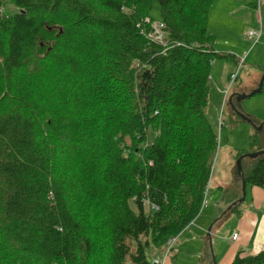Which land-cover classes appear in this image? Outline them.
<instances>
[{
    "label": "trees",
    "instance_id": "obj_1",
    "mask_svg": "<svg viewBox=\"0 0 264 264\" xmlns=\"http://www.w3.org/2000/svg\"><path fill=\"white\" fill-rule=\"evenodd\" d=\"M214 1L0 0V264H152L199 216L210 70L237 63L213 48ZM239 175L264 192V154ZM231 264H264V248Z\"/></svg>",
    "mask_w": 264,
    "mask_h": 264
},
{
    "label": "rangeland",
    "instance_id": "obj_2",
    "mask_svg": "<svg viewBox=\"0 0 264 264\" xmlns=\"http://www.w3.org/2000/svg\"><path fill=\"white\" fill-rule=\"evenodd\" d=\"M262 1L260 0V2ZM248 11L249 12H247L244 16V19L248 20V22H245L246 26H248L245 29L246 31L251 27L255 28L256 25H254V23L257 22L256 12L253 9H249ZM4 12L6 14H12L16 12V8L12 5H8L5 7ZM151 17L154 20V23H152L153 30L155 29L158 33L161 32L162 27L160 26L159 8L155 2L153 3V8L151 10ZM262 19H264V13ZM146 22H148V19ZM222 30L225 32L224 29ZM245 34L246 33H241L240 39L242 37V40L250 43L251 45V42L245 38ZM216 44L217 43H215V45ZM217 49L214 47L216 52L218 51ZM248 56L245 61H239L238 63L228 62L225 60H214L210 70L211 82L206 116L209 123L213 126L217 133V149L214 155L210 179L206 189V204L200 214L202 213L201 215L204 217L208 211H212V216H216V220L219 219V222L221 221L217 224L215 230L217 231V227H219V233L222 236L227 230L231 233L232 227L239 215L241 217V215L243 216V214L246 213V217H248L249 215L257 214L264 218V193L263 199L257 204L251 203L248 196L246 200L244 198V200L239 202L238 208L240 214L230 211V206L242 198V194L239 193L241 181L240 183L238 182L240 179L238 160L241 156L235 159L236 155L240 151H247L249 149L250 136L254 133L259 134V143L261 146H264V34L260 40V44L254 47L252 56H250V58ZM231 73L236 74V79L229 89L225 102L223 101L224 96L222 90L227 89L229 85V75ZM261 80L262 86L260 92L254 94L250 98L238 99L239 96H246L254 91L258 87ZM232 96L237 97L233 101V104L232 101H230ZM234 104L236 108L234 107ZM229 107L231 110L241 113L251 122L242 120L237 127L232 128L229 126L227 122V116L229 118L231 117ZM219 117L222 127L218 125ZM246 154L248 153H244L242 155ZM244 159L245 158H243L242 161ZM228 212H230V214L224 217ZM203 222H207V218H204ZM212 223L208 225L207 232L208 229L211 228ZM191 225L192 224L189 225L190 227L188 228V231L192 229ZM191 231L193 232V230ZM181 243H183L182 240ZM180 244L176 242L173 246V252L181 250L179 255L180 259L177 260L176 264H180V261H182L181 264H201L198 262L193 263L195 260L192 256H197V249L190 244ZM235 244L236 243H234V245ZM190 247L192 249H190ZM171 253L167 258L168 264H174V257L176 256V253L172 255ZM158 254L159 253L149 251V259L152 261L154 258L162 256V254L160 256ZM202 257L203 256L199 259L200 262H202Z\"/></svg>",
    "mask_w": 264,
    "mask_h": 264
},
{
    "label": "crops",
    "instance_id": "obj_3",
    "mask_svg": "<svg viewBox=\"0 0 264 264\" xmlns=\"http://www.w3.org/2000/svg\"><path fill=\"white\" fill-rule=\"evenodd\" d=\"M256 1L215 0L209 11L208 30L209 33L215 37L213 48H218L217 52L220 51L233 55L237 63L241 60L245 61L248 54L249 58L252 56L254 47L260 44V40L264 34V19H262L264 13V0H261L262 2H260V5H258V2L256 3ZM255 5L259 8H256ZM249 9H253L256 12L257 22L254 23V25H256L255 28L251 27L246 31L245 29L248 26H246L245 22H248V20L244 19V16L249 12ZM259 26L261 27V35L258 42L253 44V42L247 37V33L256 28L258 29ZM222 29H224L225 32H223ZM241 33H246L245 38L251 42V45L242 40V37L240 39ZM215 43L217 44L215 45ZM230 75H232V73ZM223 91L224 90H222V93ZM240 181L241 177L238 182L240 183ZM239 193H241V187ZM263 193L264 192L259 188L246 186L245 200L248 196L251 203L257 204L263 199ZM208 212L204 217H202V213L199 214V216L191 223V230H193V232L191 230L188 231V228L190 227L188 226L177 237L176 242L180 244L181 240L183 241L180 245L190 244L197 249V256H192L195 260L193 263L198 262L201 264H210L213 260H216L218 264H231L237 254L243 257L254 255L264 248V218L260 215L253 214L248 217H246V213H244L243 216L241 215V217L240 215H237L238 217L232 227L231 233L227 230L222 236L219 233V227H217V231L215 230L217 224L221 221L219 222V219L216 220V216H212V211ZM228 214H230V212L224 217ZM204 218H207V222L205 223L203 222ZM210 223H212L211 228L208 229L207 232V227ZM234 234L236 235L235 239L232 238ZM234 243L236 244L234 245ZM190 249L192 248L190 247ZM174 253H176V256L174 257V264H176L177 260L180 259L179 255L181 250H176V252H173L172 250L171 255ZM158 255L160 256V253ZM201 256H203L202 262L199 261ZM181 263L182 261H180V264ZM164 264H168L167 259Z\"/></svg>",
    "mask_w": 264,
    "mask_h": 264
},
{
    "label": "built area",
    "instance_id": "obj_4",
    "mask_svg": "<svg viewBox=\"0 0 264 264\" xmlns=\"http://www.w3.org/2000/svg\"><path fill=\"white\" fill-rule=\"evenodd\" d=\"M257 1H258V5H260V3H259L260 0H257ZM160 26L162 27L161 24H160ZM260 35H261V27L260 26H259V28L257 30H251V31H248V33H247V37L253 42V44L258 42V40L260 38ZM151 36L154 37L155 39L160 40L161 39V32L158 33L154 29V32H153V34ZM235 79H236V74L230 75V77H229V85H228L227 89L223 91V96H224L223 97V101H225V102H226V99H227V95H228L229 89L232 86V84H233ZM218 125L222 127V123L220 121V117H219V124ZM205 204H206V200L203 201V206H205ZM152 208L154 209L155 207L152 206ZM232 238L235 239L236 235L234 234ZM176 241H177V237H171L170 239H168V241L166 242V245H165V250L162 253V256L159 257V258H154L152 260V264H164L165 260L170 255V253L172 251V248H173L174 244L176 243Z\"/></svg>",
    "mask_w": 264,
    "mask_h": 264
},
{
    "label": "water",
    "instance_id": "obj_5",
    "mask_svg": "<svg viewBox=\"0 0 264 264\" xmlns=\"http://www.w3.org/2000/svg\"><path fill=\"white\" fill-rule=\"evenodd\" d=\"M261 86H262V80L260 81V83H259V85H258V87L254 90V91H252L250 94H248V95H246V96H242V97H240L239 99H246V98H250L251 96H253L254 94H256V93H258V92H260V90H261ZM235 113L241 118V119H243V120H245V121H247V122H251L248 118H246L245 116H243L241 113H239V112H237V111H235ZM264 154V150H261V151H258V152H255V153H248V154H246V155H242L241 157H240V159L238 160V165H239V171H241V161H242V159L243 158H245V157H249V158H255V157H257V156H260V155H263ZM241 194H242V198H241V200H237L235 203H233L231 206H233V205H235V204H237V203H239V202H241L242 200H244V198H245V195H246V183H245V181L243 180V176L241 175ZM230 206V207H231Z\"/></svg>",
    "mask_w": 264,
    "mask_h": 264
},
{
    "label": "flooded vegetation",
    "instance_id": "obj_6",
    "mask_svg": "<svg viewBox=\"0 0 264 264\" xmlns=\"http://www.w3.org/2000/svg\"><path fill=\"white\" fill-rule=\"evenodd\" d=\"M235 98H237V97H236V96H232V97L230 98V101H234ZM238 99H239V97H238Z\"/></svg>",
    "mask_w": 264,
    "mask_h": 264
}]
</instances>
